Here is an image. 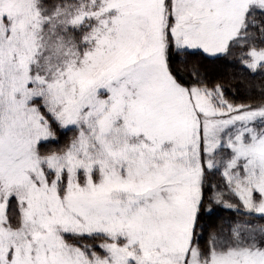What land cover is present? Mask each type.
Here are the masks:
<instances>
[{"label":"snow or ice","instance_id":"snow-or-ice-1","mask_svg":"<svg viewBox=\"0 0 264 264\" xmlns=\"http://www.w3.org/2000/svg\"><path fill=\"white\" fill-rule=\"evenodd\" d=\"M0 264H264V0H0Z\"/></svg>","mask_w":264,"mask_h":264},{"label":"trees","instance_id":"trees-1","mask_svg":"<svg viewBox=\"0 0 264 264\" xmlns=\"http://www.w3.org/2000/svg\"><path fill=\"white\" fill-rule=\"evenodd\" d=\"M207 70L210 74H218V75H227L228 74L226 69L220 68V67H215V66H209Z\"/></svg>","mask_w":264,"mask_h":264}]
</instances>
